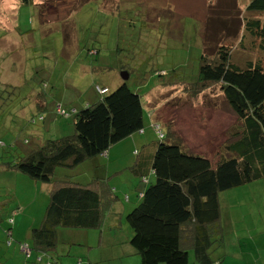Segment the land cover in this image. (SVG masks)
Returning <instances> with one entry per match:
<instances>
[{
  "label": "rangeland",
  "instance_id": "1",
  "mask_svg": "<svg viewBox=\"0 0 264 264\" xmlns=\"http://www.w3.org/2000/svg\"><path fill=\"white\" fill-rule=\"evenodd\" d=\"M249 1L31 0L17 4L15 0H0V61L7 65L0 67V80L11 89L0 110V161L10 158L9 148L24 153L43 139L71 134V118L58 117L55 106L71 109L81 107L85 100L93 101V85L104 83L113 89V81L121 79L122 66L136 70V74L143 67L185 74L196 69L200 53L210 56L221 44L228 49L229 60L235 65L244 67L252 61L264 67V35L253 33L255 26L247 22L248 17L262 21L264 10H246ZM115 11H119L121 22L117 23ZM88 48L97 52L87 54ZM133 80L130 74L128 85ZM138 88L139 93H145L143 97L152 110L153 120L182 136L193 152L211 157L221 149L219 146L230 131L227 129L236 123L217 85L191 96L182 84L165 85L149 77ZM32 92L44 97L43 121L30 122L37 117L36 111L27 105ZM160 127L164 132L165 128ZM144 129L147 143L142 149L143 158L138 157L140 168L147 165L146 156L156 144L150 124ZM143 137L140 135L141 140ZM4 172L0 167V264H21L24 259V264H34L35 254H25L19 246L28 243V225L33 221L34 225L39 223L47 203V187L25 175H20L25 180L21 181V177ZM73 172L81 176L78 180L98 176L91 172L87 160L76 165ZM148 175L152 180L151 173ZM121 185L129 191L136 183L122 181ZM134 198L128 203L130 208L136 202ZM218 198L223 237V246L218 250L224 255L220 264H264V178L223 190ZM126 212L122 214L120 235L130 232L124 221ZM5 228H10V236ZM88 232L93 235L88 236L87 243L82 239L83 233L69 235L73 243L82 244L68 245L70 252L82 253V248L86 249L92 253L94 264L137 263V254L125 252L118 256L123 243H100L98 230ZM14 237L21 240L15 242ZM6 240L16 245L18 251L14 256H10L8 249L12 247ZM65 248L59 243L55 250L61 255L59 262L78 264L77 257L70 253L72 258H67L63 254ZM110 250L116 252L115 258L107 254ZM214 254H218L217 249ZM82 262L86 264V260ZM188 262L192 263L191 252Z\"/></svg>",
  "mask_w": 264,
  "mask_h": 264
},
{
  "label": "trees",
  "instance_id": "2",
  "mask_svg": "<svg viewBox=\"0 0 264 264\" xmlns=\"http://www.w3.org/2000/svg\"><path fill=\"white\" fill-rule=\"evenodd\" d=\"M15 1L27 4L31 0ZM245 9L264 10V0H250ZM113 13L117 23L121 22L119 11ZM247 22L255 26L253 33L264 35V19L248 17ZM72 43L70 38L69 45ZM96 52L94 48L86 50L90 55ZM6 66L0 61V67ZM120 69L127 78L120 77L113 89L104 83H95L92 88L95 98L90 103L71 109L59 105L62 114L55 107L58 117L71 118V134L43 139L24 153L9 148L10 158L0 161L1 168L48 186L47 203L39 224L29 228L28 254L34 253L37 261L46 257L42 264H53L48 257L58 256L55 250L59 230L102 231L121 227V210L116 211L114 207L118 199L108 185V177H92L82 183L65 173L59 175L57 169L73 168L97 155H105L117 142L135 133H145L144 126L150 124L156 144L146 156L149 168H140L136 155L133 164L123 168L143 188L136 193V202L124 215L130 228L128 244L138 255L137 264H189L190 252L194 263L220 264L224 255L218 250L223 246L219 193L264 178V67L252 61L244 67L235 65L229 60L228 49L219 44L210 56L200 53L196 69L189 73L149 71L143 67L136 74V70L124 66ZM130 74L134 80L128 85ZM149 77L165 85L182 84L191 96L209 86H218L236 117L233 128L227 129L230 131L220 150L211 157L193 152L187 140L168 125L165 127L153 120L152 110L143 97L145 93H139L138 88ZM8 87L9 84L0 80V110L11 90ZM95 87L107 91L99 93ZM29 96L27 105L32 104L33 98L37 113L30 122L41 121L44 97L39 92ZM160 126L165 128L164 132ZM23 141L26 143L27 139ZM10 217L7 216L9 222ZM9 230H4L7 236L11 234ZM216 249L218 254H214Z\"/></svg>",
  "mask_w": 264,
  "mask_h": 264
},
{
  "label": "crops",
  "instance_id": "3",
  "mask_svg": "<svg viewBox=\"0 0 264 264\" xmlns=\"http://www.w3.org/2000/svg\"><path fill=\"white\" fill-rule=\"evenodd\" d=\"M118 83H119V80L113 81V84H114L113 86H115ZM103 85L108 86L107 84H103ZM90 102L91 101H86L85 100L83 105L87 104V103H90ZM34 103H35V101H33L32 104H29V108H32L34 110ZM57 106H59V105H57ZM57 106H55V107H57ZM44 109H45V107H44ZM41 121H43V119ZM61 132H62L61 134H63V131H61ZM140 135H144V137L142 138L143 141L141 140ZM146 143H147V139H146L145 133H142V134L135 133V134H132L130 137H127V138L117 142L116 144L112 145L107 150L105 155H97V156L91 158L90 160H88V166H89V168H91V172H93V173L97 172L96 174H98V176H97L98 178L108 177V185L111 186V188L113 190V193L117 196V199H118L117 200L118 202L116 204H114V207H115L116 211L121 210V219H120L121 221H122V214L124 212H126V210L128 211V209L130 208V205H128V203L131 200H133L134 197H135L134 198V201H135L138 198L136 196V193L143 189L141 187V185H140V182H135V179H134L135 177H133V174L131 175V173L126 172V170H123V168L125 167V165L130 164L133 161L134 155H136L135 157H137V160H138L139 156H140V158L143 157L142 149L144 148V145H146ZM18 150H20V149H18ZM124 158H131V160L129 162H127V163H124V161H123ZM137 160H136V162H137ZM116 162H118V163L122 162V163H124V165H117ZM74 168H75V166L73 168H69L67 170L60 169L58 171V174L60 175V174H64L65 173L68 176L73 174V176H70L71 179L73 178L74 180H76L78 182H82V183L87 182V180H78V178L81 179V176H77L76 173L73 172ZM4 171H5L4 172L5 175H9V176L15 177V178L16 177H21V179H22L21 181H25V180H23L24 178H22L23 176H20V175H23V174H21L19 172H16V171L11 170V169H4ZM122 175H124V176H122ZM121 177H123L122 180H121ZM131 177H133V178H131ZM90 178H92V177H89V178L87 177L88 180ZM4 179H6V178H4ZM122 181H124V183L129 182L131 185L136 183V185L133 187V189H130L129 191H125L126 189H125L124 185H121ZM42 184H44V183H42ZM46 187H47L46 188V192H47L48 186L46 185ZM12 192H13V198L16 199L17 197H16L15 187H14V189H12ZM123 195L124 196L126 195V197H127L126 200L124 199ZM34 224L35 223L33 221L30 225H28V227H30V228L31 227H35L39 223L36 224V225H34ZM88 230H66V229H61L57 233L59 243H62L66 247L65 248L66 251H63V254L65 255L67 253L66 254L67 258H72V256L77 257L78 258L77 262H79L78 264H83V262H82L83 260H86V264H94L95 261H92V256H91L92 253L89 252L86 249L82 248V253L77 251V250L74 251V252H70L71 249L68 248V245H73V244H76V243H73L74 239L70 238L69 235L72 234V233H75V234L76 233H83L82 234V239L84 240L85 243H87L88 236L92 237V235H93V234H88V233H90V232H88ZM62 231H66V232H62ZM120 231H122V226L119 229H116V230H111V229L109 230L108 229V230L98 231V237H100V243H101V240H103L105 242L107 241L108 244L114 246V245H118V243L121 242V243H123V245H124L123 247L124 248L123 249H119L118 253H120V254L118 256H122L125 252L129 253V254H133L134 252L131 249L130 245L128 244V237H129L128 233H130V232L126 233L127 235H124V234L120 235L119 234ZM14 238L15 239H13V240L15 242H18V241L21 240L20 237H14ZM29 242L30 241L28 240L27 244H29ZM76 245L80 246L82 244H76ZM9 247H12V248L8 249L9 254L11 253L10 256H14L16 251H18L17 248H16V245L12 244V242H11L9 244ZM104 249H105V247H103L102 251H104ZM113 249H115V248H113ZM19 250H20V248H19ZM115 251H116V249H115ZM70 253L72 254V256H69ZM107 254H111V256L114 257V258L116 257V252H113V250H110V252L107 253ZM60 257H61V255H58L57 258H55V259H54V256L52 258L48 257L49 258L48 260H50V262L53 260V262H57V263L61 264L59 262L60 261ZM16 258H19V255H17ZM34 260H35V258H34ZM44 260L46 261L47 258L44 257ZM44 260H43V256H42L40 261L35 260L36 263H34V264H42V262ZM16 262L17 261H15V263ZM24 262L27 263V260L24 259L21 264H24ZM135 262H136V260H135ZM137 263H138V261H137ZM191 264H197V263L192 262Z\"/></svg>",
  "mask_w": 264,
  "mask_h": 264
},
{
  "label": "built area",
  "instance_id": "4",
  "mask_svg": "<svg viewBox=\"0 0 264 264\" xmlns=\"http://www.w3.org/2000/svg\"><path fill=\"white\" fill-rule=\"evenodd\" d=\"M95 90H96L97 92L101 93V90L98 89L97 87H95ZM56 112L59 113V114H62V113H63V111L60 109L59 106L56 107ZM6 243H9V242L6 241ZM19 248H20V250H21L22 252H24L25 254H28L29 249H28V245H27V244H25V243L20 244V247H19Z\"/></svg>",
  "mask_w": 264,
  "mask_h": 264
},
{
  "label": "water",
  "instance_id": "5",
  "mask_svg": "<svg viewBox=\"0 0 264 264\" xmlns=\"http://www.w3.org/2000/svg\"><path fill=\"white\" fill-rule=\"evenodd\" d=\"M120 77L122 79H126L127 78V74L125 72H123V71H120Z\"/></svg>",
  "mask_w": 264,
  "mask_h": 264
},
{
  "label": "bare ground",
  "instance_id": "6",
  "mask_svg": "<svg viewBox=\"0 0 264 264\" xmlns=\"http://www.w3.org/2000/svg\"><path fill=\"white\" fill-rule=\"evenodd\" d=\"M98 89H100L101 90V92H105V91H107V89L106 88H99V87H97Z\"/></svg>",
  "mask_w": 264,
  "mask_h": 264
}]
</instances>
